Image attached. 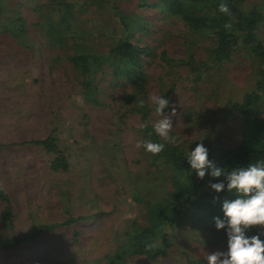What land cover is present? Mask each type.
Returning <instances> with one entry per match:
<instances>
[{"label": "rangeland", "instance_id": "obj_1", "mask_svg": "<svg viewBox=\"0 0 264 264\" xmlns=\"http://www.w3.org/2000/svg\"><path fill=\"white\" fill-rule=\"evenodd\" d=\"M244 2L263 14L256 34L264 45V0ZM64 3L89 51L104 54L116 44L115 4L138 21L130 41L149 52L141 54L140 75L114 78L102 66L87 99L81 74L68 60L70 39L46 29ZM136 3L0 0V186L12 214L7 226L0 199V242L39 224L74 219L30 242L0 247V264H110L106 255L124 242L131 223L144 222L145 202L170 190L169 172L159 171L152 153L137 147L146 139L142 125L161 118L152 95L169 100L163 114L171 118L173 144L186 153L197 143L221 150L240 142L244 124L231 105L253 87L255 62L238 52L214 65L208 38L188 34L159 7ZM190 56L202 66L197 73L179 61ZM50 133L66 156V171L52 170L54 154L31 142ZM253 231L264 236V227L251 226L246 234ZM168 237L167 256L127 257L125 264H207L209 253L227 248L225 229L214 221H187Z\"/></svg>", "mask_w": 264, "mask_h": 264}, {"label": "trees", "instance_id": "obj_2", "mask_svg": "<svg viewBox=\"0 0 264 264\" xmlns=\"http://www.w3.org/2000/svg\"><path fill=\"white\" fill-rule=\"evenodd\" d=\"M115 1V0H113ZM221 0H137L138 7H159L161 11L177 19L180 26L188 34L202 35L211 41L210 54L214 65L230 59L232 54L244 52L255 62L253 87L246 92L240 102H233L231 107L238 112L243 120L244 129L238 145L221 150L208 148L209 158L216 166L230 170L233 166L247 165L256 160H264V45L256 34L257 25L263 20V14L255 7L245 5L244 0H224L229 13L218 11ZM61 5V3H60ZM71 5L62 4L57 20L46 25L48 33L60 34L70 39L73 52L68 56L71 64L80 72L81 86L85 97L91 99L90 88L94 89L95 73L103 66L112 69L114 78L140 75V59L145 48L130 41V32L138 21H131L125 16L118 5L113 6V15L119 23V38L107 52L100 53L86 49L82 28L75 24V16L70 10ZM161 57H166L164 53ZM197 73L202 68L190 56L179 60ZM144 137L148 140L164 142L154 132L150 124L144 123ZM44 148L54 157L50 162L52 170H68L66 156L55 144L50 133L46 137L31 141ZM165 143V148L152 154V164L159 171L169 172L167 181L170 190L163 197L145 202L143 223L132 222L124 232V242L114 252L107 254L110 264H125L127 257L144 256L147 260H155L167 256L171 247L169 233L187 221L194 219L214 221L213 217H222L221 202L223 199L234 198V193L226 188L220 192L209 187V181L223 180L221 177H210L207 173L203 179L196 176L190 169L186 152L177 144ZM0 199L5 202L1 218L7 226L12 224L11 207L6 193L0 186ZM69 218L61 224L73 222ZM61 224H39L31 231L14 235L0 242V247L9 249L37 239L44 231L54 229ZM257 233L250 232L248 235ZM264 238V236H261ZM189 263L191 261L189 260Z\"/></svg>", "mask_w": 264, "mask_h": 264}, {"label": "clouds", "instance_id": "obj_3", "mask_svg": "<svg viewBox=\"0 0 264 264\" xmlns=\"http://www.w3.org/2000/svg\"><path fill=\"white\" fill-rule=\"evenodd\" d=\"M217 9L224 14L230 11L224 0L217 5ZM150 100L155 112L161 116L152 124V129L162 141L174 143L176 137L170 134L173 127L171 118L163 114V110L169 106V100L161 94L152 95ZM172 111L175 112V109ZM164 142L145 139L137 147L142 146L144 151L157 154L165 148ZM185 157L197 177L203 179L206 173L210 177L223 176V180L209 181L211 189L220 192L226 188L234 193V198L221 202L223 216L213 217L215 227L225 229L227 248L225 251L209 253L205 257L207 264H264L262 234H246L251 226L264 227V160L258 159L246 166L242 164L227 170L216 166L203 143H197Z\"/></svg>", "mask_w": 264, "mask_h": 264}]
</instances>
